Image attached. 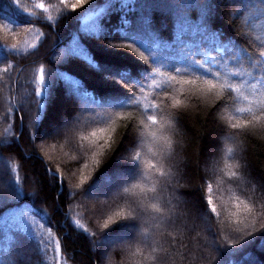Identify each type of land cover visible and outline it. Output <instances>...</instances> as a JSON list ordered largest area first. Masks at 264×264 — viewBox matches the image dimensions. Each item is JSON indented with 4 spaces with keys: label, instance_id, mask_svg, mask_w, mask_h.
<instances>
[{
    "label": "trees",
    "instance_id": "16d2710c",
    "mask_svg": "<svg viewBox=\"0 0 264 264\" xmlns=\"http://www.w3.org/2000/svg\"><path fill=\"white\" fill-rule=\"evenodd\" d=\"M178 2L195 4L197 0H84L79 4L78 0H22L36 15L20 12L16 16L19 23L12 26L11 32L0 27V188L11 197L0 200V264H25L26 257L34 259L35 264H151L148 250L141 243L146 227L143 222L129 231V245L115 246L113 250L101 244L110 231L107 239H114L125 230L117 228L122 216L115 213H131L135 208L129 200L131 193L124 189L133 184L150 188L157 180L155 174L150 178L143 175L151 171L144 162H156L148 151L141 116L145 109H128L130 119L113 116L110 141H103L110 143L111 148L100 149L98 155L88 152L83 162L77 163L80 154L76 146L102 142L90 133L103 127L111 113L120 111L110 106L114 95L127 103L130 81L143 85L148 101L157 95L164 99L162 91L150 88L153 79L161 80L155 74L156 68L175 75L173 66L183 70L191 64L188 52L195 53L197 61H206L209 56L219 61L236 51H254L264 38V0H208L207 10L190 7L182 11L172 7ZM74 4H78L75 9ZM180 15L188 19L182 42L178 39ZM204 19L208 21L209 36L215 33L221 43L228 45L223 53L216 51L211 40L201 44L198 29ZM29 20L32 23H27ZM3 23L0 19V25ZM130 34L141 43L125 39ZM77 44L88 49L93 64L70 55ZM109 44L131 47L110 49ZM93 49L103 56L97 58ZM149 50L169 58L156 64V56L150 55ZM104 61L116 64L119 71L108 83L80 67L83 64L96 72L94 65ZM228 63L232 68L239 67L237 60L228 59ZM212 67L220 70L218 65ZM200 73L211 78L203 68ZM241 79L234 77L237 83ZM86 80L101 92L89 87ZM74 81L80 82L79 90ZM161 86L166 87L163 83ZM167 92L169 97L182 101V107L172 110L182 113L180 124L170 117L178 133L173 137L178 142L174 163H178L180 172L177 174L175 167L167 169L175 175L171 181L175 190L168 189L174 198L155 223L154 254L167 257L162 264H264V235L259 225L244 239L229 232L214 237L208 227L217 221L207 220L203 199L207 177L218 205L222 201L225 208L234 211V197L264 204V130L257 124L241 135L230 128V117L235 115L236 107L242 106L232 100L236 97L234 91L228 103L215 113L218 100L212 96L201 97L197 104L179 86L168 88ZM141 95L136 92L137 97ZM148 111L151 114L152 110ZM65 121L67 129H59L65 134L54 133V128ZM37 128L42 137L37 135ZM129 130L141 146L129 148ZM228 148L234 150L231 156ZM137 153L141 162L133 168L132 158ZM244 162L247 173L240 174L248 182L239 186L229 182L225 164ZM46 164L61 174L58 180L53 179L52 171H45ZM214 170H223L225 176L219 188L213 178ZM124 174L128 176L118 177ZM82 175L88 179L81 184ZM102 179L110 181L108 188L117 193L94 205L88 201V193ZM30 180L34 181L33 187ZM10 183L19 195L12 191ZM19 213L30 218V222L19 221ZM226 214L222 212L221 220ZM105 223L108 228H104ZM55 240L60 244L58 250L53 246ZM233 240L238 241L235 246Z\"/></svg>",
    "mask_w": 264,
    "mask_h": 264
},
{
    "label": "snow or ice",
    "instance_id": "6c2138e0",
    "mask_svg": "<svg viewBox=\"0 0 264 264\" xmlns=\"http://www.w3.org/2000/svg\"><path fill=\"white\" fill-rule=\"evenodd\" d=\"M63 3H66L67 0H62ZM84 0H78L79 3H83ZM78 4L72 5V8L75 9L78 7ZM40 8L47 9L43 4L39 5ZM172 7L177 8L178 10H184L190 7H199L201 9L207 10L210 5L208 0H197L195 4H188L178 2ZM20 12H25L28 16H35L34 11H29V9L22 3V0H10V3L6 0H0V19H3L4 23L0 27L5 28L7 31H12V26H16L19 21L16 19V16ZM27 23H32L31 20ZM178 23L180 25L181 37L178 39L182 42V37L185 32L186 26L188 25V19L186 16L180 15L178 17ZM202 26L198 29V33L201 36V44L205 41L211 40L216 44V51L223 53L228 45H225L220 42L218 36L213 33L211 36L208 34V21L206 19L202 20ZM125 39L136 41L141 43L135 35H128ZM110 49H119L123 47H131L130 45H119V44H109L107 45ZM16 46L13 45V48ZM157 48L160 46L157 45ZM96 52L97 58L103 56L100 52ZM203 52V49L201 48ZM149 54L156 56L155 51L149 50ZM70 55L83 57L84 60L88 61L89 64H93L92 55L89 53L88 49L77 44L70 50ZM187 58L191 61V64L188 68H176L173 66L175 75L165 74L160 71L159 68L155 69V74L161 78L160 81L153 79L150 88L159 89L164 93V99H161L159 95L154 97L151 101H148L147 96L143 95V85H136L131 81V88H128V85H125V88H128V101L127 103L121 102L113 96V103L110 105L112 108L119 109L111 113L108 117V122L104 124L103 127H98L90 133L91 137H98L101 143H91L81 147L79 144L76 146V151L80 154V159L77 163L83 162L84 156L88 152H92L93 155H98L100 149L111 148L110 143H103V141H110V133L113 131L112 119L115 117H123L130 119L131 117L128 114V109L136 108L139 109L141 106L145 109L141 112V116L144 118V129L148 137V151L151 152L155 163L145 161L147 168L150 169V172L143 173L147 177H151L153 174L157 175V180L152 182L150 188H142L139 184H133L130 188H125V193H131L129 200L131 204L135 205V208L132 209L131 213L121 212L115 213V215L122 216V220L117 224V228H124L128 230L135 229L143 222L146 227L143 230V236L141 238V243L144 245V248L148 250L147 260L151 264H162L163 261H166L167 257H162L155 255L157 249L154 247L156 241L154 240V229L155 223L161 219L164 214L166 206L172 204V199L174 198L171 194L168 193V189L172 188L173 191L174 185L171 183L172 180H175V175L168 171L170 167L176 168V173L180 172L178 163H174L176 156V148L178 147V142L173 141V137L177 136V129L173 127L171 119H175L177 125L180 124L179 117L182 115L181 112L175 111L173 109H178L182 107V101L177 99L175 96H168V88L180 87V90L184 91L187 97L199 104L201 97L203 96H212L218 100V105L215 111H218L221 106H224L228 103L230 94L232 91L236 93V97H232L234 102L238 101L242 106L235 108V115H232L229 119L230 128L237 130V133L244 135L247 134L249 129H252L255 125L259 124L261 130H264V38L261 39L260 46L254 51L249 52L246 49L241 51L233 52L232 55L228 58H222L217 60L215 57L209 56L206 61H197L195 59V53L188 52L186 53ZM167 56H156L154 63L161 64L165 59H168ZM228 59L237 60L239 62V67L232 68L229 66ZM212 65H218L219 71H214ZM247 65L248 67H245ZM81 68L87 71L91 76H98L101 81L108 83L109 81L114 80V78L119 75L118 67L116 64H110L106 61L102 62L100 65H94L98 69L96 72H92L86 65L81 64ZM203 68L207 73L211 74V78L208 75L200 73V69ZM144 71H148L147 68ZM259 74L256 75L255 73ZM235 78H242L239 83L235 82ZM41 83H43V69H41L40 76ZM255 80V83H249V81ZM77 85V90H79V81L73 82ZM89 87L95 88L97 91L101 92V89L93 84L91 81H87ZM166 85L162 87L161 84ZM140 91L141 96L137 97L136 92ZM86 95V93H85ZM116 95H119L117 93ZM160 99V103H156V100ZM148 110H152L149 114ZM159 114V119H158ZM217 123H220L217 118ZM57 135H64L63 131H57ZM37 135L43 136L40 133V128H37ZM235 135V133L233 134ZM129 148L134 149L139 147L137 143V138L131 135L129 130ZM236 142L235 140L233 141ZM6 143V142H5ZM10 147V145H8ZM2 151V149H0ZM233 148H228V153L231 156L233 154ZM135 162L132 167L138 168L139 163L141 162V155L137 153L133 158ZM84 167L87 168V163L84 164ZM233 168H237V171H234ZM225 170L227 172V178L229 182H235L239 186L241 183H247L244 176L240 173H247V164L246 162L241 163L240 165L234 164H225ZM45 171L49 172L52 169L49 165H45ZM59 172L52 171L53 179L58 180L60 177ZM213 178L217 180V188L220 187L225 182V176L223 175V170L217 173L214 170ZM88 179L86 176L82 175L80 177L81 184ZM206 185V197L204 203V214L207 217V220H215L217 223L209 225L208 230L212 231V235L218 236L221 232H229L239 234V239H244L245 236H251L252 232L256 230L257 225L261 230V234L264 235V204L257 205L254 200H240L239 197H234L235 200V210L225 208L224 203L218 205L214 202L213 198V186L209 182L207 177L204 178ZM158 185V186H157ZM261 186L264 187V181L261 182ZM12 191L16 192L19 195V191L15 188L14 185L10 183ZM79 187V185H77ZM139 189V191H134ZM11 197L8 196L7 192L0 188V200H6ZM156 201V203H152ZM258 209V211H257ZM222 212L227 214L221 220ZM134 213V214H133ZM242 217V218H241ZM17 219L23 223L30 222V218L25 216L23 213L17 214ZM109 222H112V217H109ZM76 223H79L78 221ZM104 228H108V224H104ZM114 231V230H112ZM95 233H92V236H95ZM111 235V231L105 234V239ZM237 240H233L231 243L233 246L237 244ZM215 243V241H214ZM53 246L58 250L60 247L59 241H53ZM217 250L220 251L221 248L217 245ZM139 251V250H138ZM166 251V250H165Z\"/></svg>",
    "mask_w": 264,
    "mask_h": 264
},
{
    "label": "rangeland",
    "instance_id": "374dc122",
    "mask_svg": "<svg viewBox=\"0 0 264 264\" xmlns=\"http://www.w3.org/2000/svg\"><path fill=\"white\" fill-rule=\"evenodd\" d=\"M68 125H67V121H65L62 125H60V127H56L54 128V133H56L59 129H67ZM45 132V131H43ZM42 132V133H43ZM42 135V134H41ZM3 175V171H2V168L0 167V183L1 182V176ZM128 175L124 174V175H121V176H118L119 178L123 177V178H126ZM78 178V177H77ZM76 178V180H77ZM31 182V185L32 187L34 186V181L30 180ZM110 181H107V179H102L93 189H91L88 193V201H91L94 205L95 204H98L99 203V200L101 202V200L105 201V198L106 196H110V195H115L117 192L116 191H112L108 188V183ZM129 231H133L132 230H128V229H125L124 232H120L118 234V236L114 239H103V243L101 242V244H104L106 245L109 249H113L118 246H121L122 244H126V245H129L131 243L130 241V236H129ZM114 250V249H113ZM111 260H112V257H111ZM107 261V259H106ZM104 262H105V259H104ZM24 263L25 264H35V260L34 259H30L29 257H26L24 258ZM105 264V263H104Z\"/></svg>",
    "mask_w": 264,
    "mask_h": 264
}]
</instances>
